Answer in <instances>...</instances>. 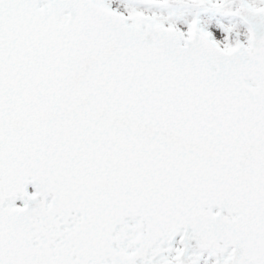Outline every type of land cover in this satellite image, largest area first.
Masks as SVG:
<instances>
[{
  "label": "snow or ice",
  "instance_id": "6c2138e0",
  "mask_svg": "<svg viewBox=\"0 0 264 264\" xmlns=\"http://www.w3.org/2000/svg\"><path fill=\"white\" fill-rule=\"evenodd\" d=\"M0 264H264V0H0Z\"/></svg>",
  "mask_w": 264,
  "mask_h": 264
}]
</instances>
